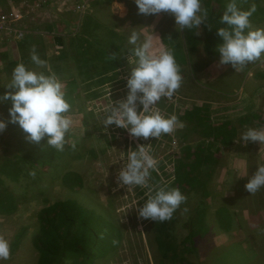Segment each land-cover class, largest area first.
<instances>
[{
  "label": "rangeland",
  "instance_id": "1",
  "mask_svg": "<svg viewBox=\"0 0 264 264\" xmlns=\"http://www.w3.org/2000/svg\"><path fill=\"white\" fill-rule=\"evenodd\" d=\"M3 1L2 4L0 3V12L3 10L4 15L13 19L14 23L9 26H2V24H0V48H3L2 46L6 47L12 38L19 39L15 40L14 44L7 50V58L11 61L17 60V49L20 47L23 48L21 50L23 52L31 51L29 54H32L33 49L36 54H38V52H40V54L42 53L44 58L42 56L39 57L45 60L47 64L51 63L45 57L51 55L53 59L52 62L61 65V69L57 68L58 73H51L55 74L63 83L64 91L68 92V84L70 82L74 83L71 84L70 89L72 90L71 92L75 94L71 97L73 103L79 106V111L77 109L76 114L81 116L84 110L91 113L83 124L78 120L75 121L76 127L81 128L82 133L86 136L80 142L76 150L73 149L67 152L66 161V164L69 166L68 168L77 170L76 173L85 180L86 184L82 188V193L84 195L82 196L79 195L81 193L78 192L77 194L68 192L65 186H57L52 183L54 186L51 187L50 182L55 181L48 176V173L47 177L50 182L44 180L43 184H40V181L36 183L32 182L31 178L27 179L25 177L21 178L18 183L10 182L6 175L2 173V168H6V166L2 167V161L4 159L8 160L6 158L12 156L16 151V144L10 132L7 131L0 134V177L3 179V183L0 187H7L8 190L12 192L13 197H19L18 202L14 201L15 207H7V210L0 209V237L7 239L10 244V258L5 261L4 264H35L37 261L38 253L31 245L30 239L32 233L36 231L37 212L43 205V199L46 197L51 201H56L58 198L74 197L81 201L80 203L86 207L101 212L106 219L113 220L111 222H113L119 230V236L117 237L119 240L117 241L116 247H114L108 256L103 255V259L99 261L95 259V264H179L171 260L169 256L165 258L161 255L154 241L155 233L153 221L141 219L137 215L136 208L140 206L138 202L140 198L138 196L144 197L143 200L145 201V197H147L145 195V190L148 188L143 189L144 187L139 186L116 188V175L118 170L124 166L127 152L135 150L137 146L133 144L135 138L131 137L125 129L118 128L115 125H109L105 129L103 125L105 116L104 109L110 105L108 99L113 101L122 99L126 95L127 89H123V87L119 86L120 84L115 81L108 86V84L106 85L104 83L102 85L97 80L84 78L80 75L79 71H76L79 70V68L77 69L74 67L71 55H68L69 58L67 60L64 58L65 52L63 50H66V52L68 50L71 54L72 50H77L82 43L87 45L88 41H93L94 39L89 35L87 30L80 31L81 26L79 23L82 22L86 9H89L86 10V13H90L92 9H96V7L92 8L94 5L99 8L109 6L107 11L103 13V17L101 14H97V22L108 25V28H111L110 30H113L118 36L124 37V33L118 29V27L124 25L122 22L124 18L120 16V19H117L113 16V13L124 14L126 12V7L120 9L117 2L114 0V3H111V0H83L86 4H83L82 7L81 3L78 2L81 0ZM126 1H132L133 11L139 15L143 22L147 20L148 22L153 21L152 15L138 13L134 0ZM258 4L264 6V0L259 1ZM241 5H243V3H241ZM80 8L83 9L80 10ZM260 14L263 15L264 11L262 12L260 10ZM15 15L16 17L19 16V18L15 19ZM156 16L161 17L164 21V25L162 24L163 28H159L158 32L162 31L158 35L155 34V37L145 35V38L148 37L150 40L152 39V45H154L157 36L165 41H163L157 49L153 50V52H158L161 46L170 48L173 54L181 50V46H176L173 43V39H175V43L179 41V38L174 36L176 29H178L181 34L182 32L179 30V26H175L176 29L171 27V22L173 21L171 15L162 11L156 14ZM257 17L260 18V15L257 14ZM161 18L155 21V25H157ZM136 20L137 19L133 18L130 23H134ZM94 22L96 23V21ZM151 24L152 23H147L145 25L150 26ZM251 25L253 28H264V20L261 19L258 24L252 22ZM128 27L130 28V26ZM125 30L128 31V28ZM79 31L83 33V36H77L80 35L78 34ZM29 32L33 34L32 36H36L37 38L22 37ZM18 33L21 34V39ZM56 36H60V38H58L60 42L55 38ZM82 37L87 38V41L83 42L81 39ZM100 37L104 41L108 40L110 42L109 47L112 45L113 36L109 35L107 31L102 30ZM62 40L64 45L61 44ZM50 48L56 49L57 53L52 54L53 51L49 50ZM111 48L113 47H110V49L105 47L102 48L109 53L108 57H103V59L107 62L110 61V63L113 62L110 55H114ZM47 50L51 52L48 53ZM58 53H60L58 57H55ZM212 58L219 59V56H214ZM63 61L68 64L70 71H68L67 67H62ZM122 61L123 74L120 75V80L123 81L130 71V65L128 61L123 59ZM209 61L212 64V68L200 71L193 66L194 62L190 68H187L188 73L182 78L180 88L170 98H167L169 101L163 103L160 100L155 107L160 111H166V116L172 115V113L185 115L186 110L196 105L208 104L214 119H217V117L228 120L232 119L233 121H235V118L238 119V115H236L238 113V108L214 104L212 103V99L216 98L212 96V90L202 92L204 88L203 85L209 87L216 84L215 86H217L218 89L221 88V82L218 81L220 79L210 76L209 81L214 80V82L210 84L204 77L207 72H213L212 70L216 69L214 61ZM1 63L0 61V67L1 65H5V67L8 65V63L5 62L4 64ZM25 66L35 71H42V68H37L36 65L28 63ZM246 66L240 69H238V67L236 69L228 68V79L226 82L231 88L238 89L241 86L240 79L234 73H241L242 70L245 72ZM100 67L102 69L103 65L97 68L100 69ZM12 70L13 68L9 69L8 72L0 71V79H6L5 81L8 85L11 81ZM255 70L264 72V64L259 62ZM216 72L217 71L213 73L216 74ZM247 75L248 74L245 76L246 87L244 88L245 93L251 95L255 93L257 85L259 86L261 83H264V78L262 79L261 76H256V79L250 82V77ZM102 87H104L105 92H102L98 97L100 99L89 103L92 99L87 97L85 93L92 94L93 92H90L91 90L98 91ZM231 93H233V91ZM262 97H264V95ZM262 97H256L254 99L262 105L264 104ZM203 98L207 99L203 100ZM226 101L227 100H223V102ZM97 102L99 104L98 111L101 114H98L99 119L96 121L93 106H95ZM101 104L104 106L107 104V106L103 109ZM70 112L72 113L71 110ZM1 113L0 105V117L3 118L5 114L2 113L1 115ZM260 116L262 121L259 119H255V121L264 123V113H261ZM235 122L237 123V121ZM248 128L256 129L251 123L243 127L239 126L240 132L237 140H233L232 145L222 148V158L218 165L219 170L212 183V188L217 189V191H219V189H225V192L231 197V201L229 200L230 202L226 201V196L223 194L222 198L224 202L221 206L225 204L227 208L230 207L232 209L228 215L231 217V222L233 221V224L228 223V228L223 229V227L220 226V220L218 224L213 214V210L218 209L221 202L208 199V201L205 202H210L211 204H206L208 210L205 213L207 220H205V223L207 222L208 232L206 235L197 236L195 238L196 245L194 250L187 251L181 244L182 238L188 231L186 227L188 220L186 219L187 214L185 211L187 209L191 211L192 215H195L196 213L193 209L197 204H195V198L193 200L191 199L189 204H187V200H185L183 204L186 205V209L179 207L173 213L172 217L174 222L170 228V232L175 234V242H177L175 253L178 257L188 258L199 264H264V187L255 194H244L247 191L241 187L239 183L242 178L246 176L249 178L255 172L256 167L253 168V165H261L260 163L257 164L253 162L250 155L256 152H264V144L248 142L247 145L240 142L241 134ZM260 129H264V124H261ZM193 133L194 130L188 133V135L186 134L188 136L187 142H191V139L194 138ZM166 135L172 137L170 134ZM173 136L176 137L174 134ZM125 137H128L130 142L129 140L127 141ZM184 138L186 141V136ZM3 139H12L10 140L12 144L4 145L1 142ZM169 141L170 140L166 138L161 139L159 141L161 143L158 144L155 139H149V141L147 140L146 142V146H144L145 150L157 160V171L166 183L170 182L173 176L170 146L167 147ZM139 142L141 143L142 141ZM256 145H258L259 150H256ZM149 146H151L152 149H150ZM147 147L148 150L146 149ZM92 150L95 151L94 156ZM78 154H80V158H76ZM155 172L156 171H152L149 178V181L153 185L155 183L152 174L155 175ZM52 173L56 175L57 170L53 169L50 174ZM165 173L167 175H165ZM39 189L45 190L43 194H39ZM238 189H242V194L240 193V196H238ZM189 195H191L192 198L197 197V194L195 195L193 192ZM1 199L3 203L6 204L7 197L2 189H0V200ZM17 231L20 232L18 238L16 237ZM15 241L19 242L17 247L12 246V243ZM65 264H71V260H65Z\"/></svg>",
  "mask_w": 264,
  "mask_h": 264
},
{
  "label": "trees",
  "instance_id": "2",
  "mask_svg": "<svg viewBox=\"0 0 264 264\" xmlns=\"http://www.w3.org/2000/svg\"><path fill=\"white\" fill-rule=\"evenodd\" d=\"M259 1L261 0H237L238 7L243 10H248L252 5H255L256 10L250 17L251 23L255 22L258 24L261 19L264 20V14H260V10L262 12L264 11V6L258 4ZM3 2V0H0L1 4ZM227 2L228 0H201L202 8L207 11V20L205 24H203L206 32H204L203 36H197L195 33L196 29H183V42L179 40L175 43V39H173V43L176 46H181V50L176 53L174 52L181 75L184 71L182 65L186 58V54L192 59L197 52L196 46H201L209 57L219 56V53L216 51V46L221 41L216 35V29L225 27V25L220 23V16L225 10ZM241 3H243V5H241ZM93 11L92 9L90 13H86L84 22H82L80 27V31H88L89 35L94 38L93 41H88L87 45L82 43L77 50H72L71 54L68 50L67 52L63 50L65 52L64 58L67 60L69 58L68 55H71L74 67L77 69L79 68V70L76 71H79L80 75L84 78L97 80L102 85L104 83L109 86L115 81L120 84L119 86H125L126 79L123 81L120 80V75L123 74V61L119 58V55L123 54V44L117 43V39L118 41H122L123 36H118L113 30H110L111 28H108V25L102 22L98 23L97 17ZM257 14L260 15V18L257 17ZM94 21H96V23ZM102 30L107 31L109 35L113 36V42L110 46L113 47L111 51L114 54L110 55L113 61L112 63L103 59V57L107 58L109 53L106 49V51H104L102 48L105 47L110 49V42L108 40L104 41L100 37ZM80 31L78 32V34H80L77 35L78 37L83 36V33ZM32 35L33 34L29 32L22 37L37 38ZM55 38L58 39L60 36H56ZM81 39L83 42L87 41L85 37ZM15 40L19 39L12 38L6 47L2 46L3 48H0V61L3 64L4 62L8 63L6 67L5 65H1L0 71L8 72L9 69L14 68L18 63H23L24 65L29 63L34 65L30 59L31 54L29 53L31 51L23 52L21 51L23 49L22 47L17 49V60L11 61L7 58V50L14 44ZM58 41L60 42L59 39ZM198 42H201V44ZM61 44L64 45L63 40ZM49 50L53 51L52 54L57 53L56 49L50 48ZM49 50H47L48 53L51 52ZM59 54L60 53L55 55V57H58ZM38 55L44 58L42 53L40 54V52H38ZM45 58L51 63L47 64L48 69H50L51 72L58 73L57 68L61 69V65L53 63L51 55ZM262 58H264V56H262ZM100 65H103L102 69L101 67L100 69L97 68ZM62 67H67L68 71H70V67L65 61L62 62ZM42 71L48 74L44 68H42ZM5 80L6 79H0V95L5 91H10V89H6L8 83H6ZM71 84L74 83L70 82L68 84V92L64 91L65 99L71 106L70 110L72 111L71 113L69 110L65 115L69 116L72 125L65 136L66 143L63 151H57L54 147L47 145V137L42 139L39 143L30 142L26 139V133H24L17 124H7L3 132H10L16 144V151L12 156L7 157L6 159L8 160L4 159L2 161V167L6 166V168H2V173L6 175L10 182L18 183L21 178L25 177L27 179L31 178L32 182L36 183L40 181V184H43L44 180L50 182L47 177L48 173V176L55 181L50 182L51 187L55 184L57 186H65L69 192L74 191L75 194L78 192L81 193L79 195H84L82 193V188L85 185L83 177L76 173L77 170L68 168L69 166L66 164V161L67 152L73 149L76 150L80 142L86 136L82 133L81 128L76 127L75 121L78 120L83 124L91 113L84 110L81 116L76 114V110L78 109L79 111V106H76L71 99V97L75 95L71 92ZM102 88L98 91L91 90L90 92H93L92 94L86 92L85 95L91 99L99 97L102 92H105L104 87ZM263 92V86L259 85L256 89V94L262 95ZM80 103L83 104L82 102ZM0 105L2 113L5 114V116L3 118L0 117V119L7 122V109L10 107V103L5 102ZM224 106L239 108V112L241 113L238 115V120H235L237 123L232 119L228 120L222 117H217V119L213 120L211 117V109L208 104L196 105L186 110L185 115L172 113V115H176L178 120L184 124L182 131L178 133L180 140L185 142L184 137L186 136L187 140L188 133H191L193 130V135L196 136L198 140L196 142L191 141L181 146L179 151L173 153L174 173L170 182L166 183L156 172L155 175L152 174L155 184L153 185L149 181V186L153 188L165 185L171 188H178L181 193L185 195L187 204L190 203L191 199L193 200L195 198V204H197L193 209L196 213L195 215H192L191 211L186 209L185 204L182 203L180 205V208L186 209V219L188 220V224L186 225L188 231L181 240L182 247L187 251L194 250L196 245L195 238L197 236L206 235L208 232L207 222L205 223V213L208 210L207 205L211 204L210 202H205H207L208 199L214 200L213 196L211 197L213 189L212 183L219 170L218 165L222 158V154L220 153L221 146H230L233 143L234 138L240 132L239 126L243 127L251 123L256 128H261V124H264L255 121V119L262 121L260 119V114L264 112L260 110L259 104L251 95H248L247 98L244 97L238 103ZM166 113L163 114L166 115ZM3 132H0V134ZM167 137L168 135L164 134L155 140L160 144L161 142L159 141L165 138L169 139V137ZM10 140L3 139L1 142L4 145L12 144ZM73 144L75 147H72ZM144 146H146V143ZM169 146L170 141L167 147ZM149 148L152 149L151 146H149ZM146 149L148 150V147ZM92 154L93 156L95 155L94 150H92ZM79 155L80 154L76 155V158H80ZM53 169L57 170L56 175L53 173L50 174ZM165 175L167 174L165 173ZM2 183L3 179L0 177V185H2ZM0 189L3 190L7 197L6 204L3 203L2 199L0 200V209L7 210L10 207H15L14 201L18 202L19 197H13L12 192L8 190L7 187H0ZM143 189H145V187ZM44 191V189H39V194H43ZM145 192L147 196L145 197L146 201L149 194L148 189H146ZM191 192L195 195L197 194V197L192 198V196L189 195ZM138 197L140 198L138 202L142 205L145 202L143 200L144 197ZM78 201V199L69 197L58 198L56 201H51L48 197L43 199V205L36 215V231L32 233L30 239L31 245L38 253L35 264H65V260H71V264H93L95 259L98 261L103 259V255L108 256L114 247H116L117 241L119 240L117 239L119 230L117 226L111 222L113 220L106 219L98 210L86 207L80 203L81 201ZM229 213L230 210L225 206H219L218 209L213 210L217 223L220 220V226L223 227V229L228 228V223L233 224V221L231 222V217L228 215ZM173 222V217L165 222L153 221L155 233L154 241L161 255L165 258L169 256L171 260L179 264H199L194 260L178 257L175 253L177 242H175V234L170 232ZM19 234L20 232L16 234L17 238L20 236ZM18 245V241L12 243L13 247H17Z\"/></svg>",
  "mask_w": 264,
  "mask_h": 264
},
{
  "label": "clouds",
  "instance_id": "3",
  "mask_svg": "<svg viewBox=\"0 0 264 264\" xmlns=\"http://www.w3.org/2000/svg\"><path fill=\"white\" fill-rule=\"evenodd\" d=\"M139 14L155 15L169 13L175 26L183 29H199L207 20V11L201 0H134ZM255 5L248 10L238 7L237 0H228L220 16L225 27L216 29L220 43L216 46L221 65H231L234 69L260 60L264 56V28H253L250 17ZM199 34V32H197ZM131 56L128 60L130 71L126 77V95L105 109L103 125L125 129L133 138H160L183 128V122L176 115H164L155 107L162 98H170L181 86L182 76L173 51L161 46L153 52L150 39L140 40V34L132 31L128 37ZM37 68L35 71L18 63L12 70L10 91L0 95V104L10 103L7 122L0 119V132L8 123L17 124L30 142L39 143L47 137V145L63 151L65 136L72 125L65 115L70 105L65 99L63 83L51 73L47 62L36 54L30 57ZM139 108V110H138ZM213 120L214 116L211 114ZM240 142L264 144V129L248 128L241 134ZM72 147H75L73 144ZM157 160L138 145L127 152L126 162L116 175V188L139 186L148 188L147 200L136 208L141 219L154 222L170 220L173 213L186 200L178 188L168 186L149 187L152 171L157 169ZM264 187V165L256 168L244 185L249 194H255ZM10 258L9 241L0 237V264Z\"/></svg>",
  "mask_w": 264,
  "mask_h": 264
},
{
  "label": "crops",
  "instance_id": "4",
  "mask_svg": "<svg viewBox=\"0 0 264 264\" xmlns=\"http://www.w3.org/2000/svg\"><path fill=\"white\" fill-rule=\"evenodd\" d=\"M115 2H117V5L120 7V9L121 8H123V7H126V12L123 14H120V13H113L114 15V17H116L117 19H120L119 17L120 16H123V23H124V25H122V26H120V27H118V29L119 30H121L123 33H124V37H123V41H122V44H123V48H122V50H123V54H121V55H119V58H121V60L123 59V60H125V61H128L129 60V58H130V56H131V51H130V49L133 47L132 45H128L129 43H128V36L131 34V32L132 31H136V32H138L139 34H140V40H141V42L144 40V39H149L148 37L147 38H145V35H147V36H152V37H155V34H159L161 31H159L158 32V30H159V28H163V25H164V21L162 20V18L161 17H157L156 16V14L155 15H152L153 16V21H151V22H148V20L147 21H145V22H143L142 20H141V18L139 17V15L137 14V13H135L134 11H133V9H132V1H126V0H119V1H115ZM111 3H114V1L113 0H111ZM135 4V3H134ZM115 6H116V4H115ZM128 6V7H127ZM94 7H96L97 9H98V11H97V9H95L93 12H94V14H95V16L97 17V14H101L102 15V17H103V13L105 12V11H107V8L109 7V6H105V7H103V8H99L98 6H96V5H94L93 6V8ZM98 12H100V13H98ZM44 14V13H43ZM118 14H120V15H118ZM163 16H164V14H163ZM139 17V18H138ZM172 17V16H171ZM137 19L134 23H130V21L132 20V19ZM161 18V20L160 21H158V23H157V25H155V21H157L158 19H160ZM173 18V17H172ZM168 22V21H167ZM147 23H152L150 26H147V25H145V24H147ZM165 23H166V21H165ZM169 23V22H168ZM172 23V28H174V29H176V27H175V24H174V18H173V21L171 22ZM163 24V25H162ZM155 25V26H154ZM128 26H130V28L128 27ZM160 26V27H159ZM126 28H128V31L127 30H125ZM125 30V31H124ZM180 30V29H179ZM197 32H199V34H197ZM204 32H206L205 31V28L203 27V24H201L200 25V27H199V29H196L195 30V33H196V35L197 36H203V34H204ZM174 36L175 37H178L179 38V40L181 41V42H183V35L178 31V29H176V32H175V34H174ZM151 41H152V39H151ZM163 41H165L164 39H162V38H160L159 36H157L156 37V41H155V43H154V45H152V51L153 50H155V49H157V47L163 42ZM118 43L120 44L121 43V41L119 40L118 41ZM199 44H201V42H198ZM196 56H194V57H192V60L193 59H199V60H201V62H204V60L208 57L207 56V54L204 52V50H203V48L201 47V46H196ZM176 53V52H175ZM217 57V56H216ZM209 60H211V61H214V65L215 64H220L219 63V59H217V58H211V59H209ZM212 65V64H211ZM209 68H211V66H209V64H208V68L206 67V68H204L203 70H207V69H209ZM216 68V67H215ZM238 69H240V67H238ZM213 72H215V71H218L217 69H213L212 70ZM213 72H207L206 74H205V78L207 79V81H209L210 80V76H213L214 78H216V79H218L219 78V74H214ZM215 79V80H216ZM210 82H214V80L213 81H210ZM251 82H253V81H251ZM221 95V94H220ZM161 102H163L162 100H161ZM226 104H229V102L228 103H226ZM260 109L262 110V111H264V104H262L261 106H260ZM161 113L163 114L164 113V111H161ZM241 112H239V108H238V113L236 114V115H239ZM182 129L183 128H178V129H176L173 133H174V135H176V137H177V132H180V131H182ZM175 136L173 137V147L174 146H176V144H178V146H179V143H180V141H179V139H178V137L176 138ZM193 137H194V135H193ZM195 139L194 140H197V138L196 137H194ZM149 139H155V138H152V137H149L147 140L149 141ZM147 140H144L143 138H141V141H142V143L143 144H145L146 142H147ZM156 141V140H155ZM157 142V141H156ZM196 142V141H195ZM142 143H139V145H143ZM158 143V142H157ZM159 144V143H158ZM247 145H248V143H247ZM144 146V145H143ZM247 147V146H246ZM246 147H245V149H246ZM170 148V152H172V143H171V146L169 147ZM132 149H133V147H132ZM256 150H259V147H258V145H256ZM171 156H172V154H171ZM170 156V157H171ZM250 157H251V160L253 161V162H256L257 164H261V165H264V152H261V153H253L252 155H250ZM257 168L258 166H256V165H253V168ZM252 170V169H251ZM156 171V173H157V169L155 170ZM247 180H248V178H247V176L246 177H244V178H242L241 180H240V185H241V187H243L244 188V185L246 184V182H247ZM245 189V188H244ZM245 192V191H244ZM248 192H245L244 194H247ZM216 194H217V196L218 197H216ZM225 195L226 196V199H227V193L225 192V189H219V191H217V189H212V193H211V197L213 196V199H214V201L215 200H218V201H220L221 203H220V206H221V204L223 203L222 201H224L223 200V198H222V195ZM241 194H242V192H241ZM249 194V193H248ZM222 206H225V204H223Z\"/></svg>",
  "mask_w": 264,
  "mask_h": 264
},
{
  "label": "bare ground",
  "instance_id": "5",
  "mask_svg": "<svg viewBox=\"0 0 264 264\" xmlns=\"http://www.w3.org/2000/svg\"><path fill=\"white\" fill-rule=\"evenodd\" d=\"M26 1V0H25ZM114 1H119V0H114ZM78 2H80L81 3V7H82V5L83 4H86L85 3V1H83V0H81V1H78ZM202 5V4H201ZM1 7V6H0ZM83 9V8H82ZM81 8H80V10H82ZM86 10H88V9H86ZM86 10H85V13H84V15H83V19L85 18V15H86ZM15 17V19L16 18H19V16L18 17H16V15L14 16ZM83 19H82V22H83ZM82 22L81 23H79L80 24V26L82 25ZM14 23V20L13 19H11L10 17H8V16H5L4 15V12H3V10L0 12V24H2V26H9V25H11V24H13ZM181 32H182V34H183V30H180ZM18 35H20L19 36V38H21V34L20 33H18ZM118 43V42H117ZM119 44V43H118ZM121 44V43H120ZM183 49H185V48H183ZM217 56V55H216ZM212 57H214V56H208L205 60H204V62H201V60H199V59H190L189 57H188V55L186 54V58L184 59V63H183V69H184V71H183V73H182V78L185 76V75H187V73H188V70H187V68H190L192 65H193V63H194V65L193 66H195L196 67V69L197 70H203L204 68H208V64H209V66H211V68H212V65H211V62L209 61V59H211ZM218 57V56H217ZM259 62H261V63H263L264 64V58H262V59H260V60H257V61H255V62H252V63H250V64H248L246 67H245V69H246V71L244 72L243 70L241 71V73H238V72H235L234 74L240 79V82H241V86L238 88V89H233V88H231L228 84H227V82H226V80L228 79V76H227V70H228V68H233L231 65H221V64H215V67H216V69L218 70L217 72H216V74H219V78L218 79H220V80H218L219 82H221V88H217V86H215L216 84H214L213 86H209V87H206L205 85H203L204 86V88H203V91L202 92H206V91H209V90H212L211 91V94H212V96H214L216 99H212V103H214V104H219V105H233V104H235V103H238L241 99H243L244 97L245 98H247L248 97V94L247 93H245V88L244 87H246V74H248L247 76H249L250 77V79H249V81L251 82L252 80H254V79H256V76H261V78L263 79L264 78V72L263 71H259V70H255V67H256V65H259ZM191 65V66H190ZM258 72H260V73H258ZM208 83H213V82H208ZM218 83V82H217ZM261 86H263V88H264V83H261L260 84ZM123 87V89H126V87L125 86H122ZM257 87H258V85H257ZM257 89V88H256ZM256 89H255V93H253V94H251L254 98H256V97H262L263 95H264V92H263V94L262 95H257L256 94ZM233 91V93H231ZM243 91H244V93H243ZM231 93V94H230ZM221 94V95H220ZM205 96V95H204ZM263 98V103H264V97H262ZM98 99H100V98H98V97H96V98H92V100H90L89 101V103H91V102H95V101H98ZM207 99V98H206ZM206 99H204L203 98V100H206ZM109 101H110V104L112 103V100H110V99H108ZM162 101H163V103H167V101H169L167 98H163V99H161ZM223 100H227L226 102H223ZM255 100V99H254ZM166 101V102H165ZM229 102V104H226V103H228ZM258 104H259V107L261 106V104L259 103V102H257ZM98 102L95 104V106H93V108H94V114H95V119H96V121L99 119L98 118V114H101L99 111H98ZM101 106H102V108L104 109V107H106L107 106V104L104 106L103 104H101ZM106 109V108H105ZM105 109H104V111H105ZM138 110H139V108H138ZM264 112V111H263ZM164 113H166V111H164ZM104 115H105V113H104ZM174 115V114H173ZM235 120H238V119H236L235 118ZM253 125V124H252ZM254 126V125H253ZM256 129H260V128H256ZM122 131H124V130H122ZM125 132V131H124ZM124 132H123V134H124ZM88 133V132H87ZM178 133L179 132H177L176 134H177V137H178V139H179V141H180V143H179V146H178V144H176V146H174L173 147V134L174 133H172V134H170L172 137H169V139H170V146H171V143H172V152H171V154H172V156H171V163H172V169H173V165H174V163H173V153H175V152H177V151H179V149H180V147L181 146H184L185 144H187V143H189V142H187V140L185 141V142H182L181 140H180V137H179V135H178ZM106 134V133H105ZM239 134V133H238ZM101 137L103 138V136L101 135ZM194 137H196V136H194ZM126 139H127V141L129 140V142H130V139L128 138V137H125ZM197 138V137H196ZM237 138H238V135L234 138V140H237ZM188 139V138H187ZM195 138H192L191 139V141H197L198 140V138H197V140H194ZM140 141V138H135L134 139V142H133V144L134 145H136V146H138L139 145V142ZM104 143V142H103ZM143 144V143H142ZM144 145V144H143ZM232 145V144H231ZM223 147H228V146H221V148H220V153H221V151H222V148ZM222 154V153H221ZM173 173H174V169H173ZM157 174L163 179V177L158 173V171H157ZM82 177V176H81ZM164 180V179H163ZM85 181V180H84ZM86 184V183H85ZM214 189V188H213ZM68 192H69V190H68ZM238 196H240V193L242 192V189H238ZM70 193H74V191H71ZM216 197H218L217 196V194H216ZM69 198H74V197H69ZM74 199H76V198H74ZM231 201V197L228 195V193H227V199H226V201ZM229 201V202H230ZM79 202V201H78ZM222 202H224V201H222ZM83 205V204H82ZM85 206V205H84ZM226 207V206H225ZM229 210H230V212L232 211V209L229 207L228 208Z\"/></svg>",
  "mask_w": 264,
  "mask_h": 264
}]
</instances>
